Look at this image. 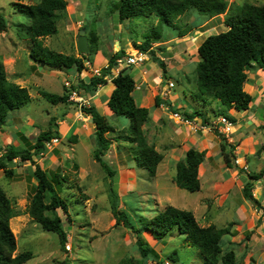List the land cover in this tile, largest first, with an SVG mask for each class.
Listing matches in <instances>:
<instances>
[{
  "label": "rangeland",
  "instance_id": "374dc122",
  "mask_svg": "<svg viewBox=\"0 0 264 264\" xmlns=\"http://www.w3.org/2000/svg\"><path fill=\"white\" fill-rule=\"evenodd\" d=\"M66 1L69 8L61 13V18L57 23L58 34L45 40V45L57 52L80 57L77 42L79 31L82 28H86L88 42L90 41L96 50L100 44H108L114 38L121 42L126 39L128 43H132L134 49L138 50V47L148 40L163 41L161 40L162 29L165 25L160 27L159 19L154 15L121 21L118 13L120 0ZM226 1L230 8L227 15L223 14L222 18L211 22L204 28H201V22L209 18L200 15L196 9L188 10L177 21V25L181 28L180 32L192 33L200 27V33L206 31L205 36L217 34L226 31L225 19L237 7L246 4L264 6V0ZM39 2L40 0H0V14L5 17L7 23L6 31H0V60L5 65L7 76L9 74L11 80H17L20 86L28 88L33 99L24 108L9 114L6 123L8 128H4V135L0 134L3 136V139H0V154L2 151L4 153V149L12 143L18 146L17 143L21 142V146H24L22 139L14 138V141L10 142L13 138H10V132L18 126L30 143H34L42 131L55 129L59 131L57 137L60 143L39 163L48 172H57L67 177L70 185H78L82 190L70 191L74 198L70 206L69 217L62 211L59 212L64 229L68 233V243L65 248H62L58 235L44 231L27 214V206L33 196L32 185L36 184L30 176V163L18 164L17 174L12 180L7 179L0 170V185L7 197L11 199L14 210L20 214L10 220V227L17 243L14 256L32 252V259L26 264H122L132 259L140 263L142 257L136 244L137 235L123 225L117 226V221L113 216V205L116 204L118 209L125 212L133 223H138L142 217L151 219L167 206L191 211L203 227L215 225L219 229L227 227L230 229V233L222 238V249L223 254L230 251L236 254V264H264V214L252 202L247 201L243 194L247 175L260 173L264 169V91L261 92L263 96L258 102L259 105L249 111V114L256 118L254 117L255 122L247 120V126L250 127L249 133H252L245 138L248 142L245 149L248 152L243 155L241 154L242 149H239L238 154L234 153L235 156L240 157V160L245 161L247 169L244 168L245 166L240 167L236 164V157L233 154L229 167L219 153L220 142L218 144L207 143L206 140L201 144L202 147L199 146L203 149L205 156L200 165L199 178L200 176L202 178L200 191L190 193L180 189L173 181L177 172L178 157L171 156L173 144H177L174 137L178 134L173 129L176 122L168 118L165 109L162 108L163 117L165 116L172 123L159 121L158 125L152 126V121L155 119L149 117L142 127L148 144L155 146L164 157L158 167L156 177L152 180L146 170L136 166L132 152L136 146L124 141V137L129 135L130 123L122 117H117L116 120L111 119V124L116 126L114 127L116 132L107 136L113 139L114 146L112 147V144V148L102 157L114 172V176L111 177L94 159L95 134L75 135L74 129L66 134L60 132L61 126L58 123L66 118L67 113L71 111L75 113L74 105L70 102L53 105L41 94V92H48L63 95L66 88L65 81L71 78L61 79L60 76L63 74L56 72L36 74L24 65L28 61L29 41L19 32L17 26L22 22L26 23V20L23 15L18 14L19 11L16 13L17 9L14 4L34 5ZM197 15L199 20L195 22ZM113 28H115V35ZM154 31L161 33L157 41L153 39ZM171 31L178 30L171 28ZM193 35L196 36L195 33ZM201 40L203 37H200ZM174 45V51H179L177 44ZM164 47L166 46H161L163 50H165ZM155 51L158 52L160 49L156 48ZM166 52L169 55V51ZM181 52L171 60L170 64L173 68L169 67L168 70L171 71L166 73L167 76L161 83L163 87L170 81L174 83V95L180 94V104H183L184 111L199 110L206 118L213 117V112L222 113V106L218 101L211 100V103L204 104L201 101L203 99L199 97L196 47L190 48V51L185 53ZM149 54L152 57L154 51H149ZM135 68L133 67V70ZM15 72L17 74L13 75ZM74 72H69V75L75 76L73 77L75 81H71L77 84L82 76L77 77ZM251 73L253 71L248 72V82L245 85L247 91L255 85H263V80L259 77H251ZM153 76L155 78L163 76L160 66ZM152 81L153 77L149 83ZM80 93L85 95L82 91ZM184 96L187 99H184ZM147 109L149 112L150 109L155 110L151 107ZM178 110L184 112L182 109L178 108ZM72 117L74 118V115ZM197 120L196 130L191 126H185L196 135L206 139L207 136L203 133L205 130H202L204 124L200 117ZM212 121H215V118ZM81 123L78 119L77 125ZM84 124L91 125L86 121ZM159 124L165 130L160 135L162 139L157 140ZM208 131L214 133L211 127L207 128L206 132ZM234 134L233 131L229 139ZM220 135L221 137H218L223 147L225 144H230L227 136ZM250 139L252 142L249 141ZM6 141L9 142L6 143ZM237 146L239 145L236 144ZM255 184L253 194L264 205V177ZM141 238L160 252L163 264H203L199 249L186 244L182 237H167L163 242H157L149 233L143 232ZM171 258H175L176 262H172ZM145 264L158 263L149 259Z\"/></svg>",
  "mask_w": 264,
  "mask_h": 264
},
{
  "label": "trees",
  "instance_id": "16d2710c",
  "mask_svg": "<svg viewBox=\"0 0 264 264\" xmlns=\"http://www.w3.org/2000/svg\"><path fill=\"white\" fill-rule=\"evenodd\" d=\"M68 5L66 0H40L34 5L14 4L16 13L19 11L18 14L23 15L26 20V23L22 22L17 27L29 41L30 59L48 71L61 72L65 75L73 70L78 74L84 72L87 69L85 61L87 59L91 61L90 57L97 51L91 46L88 54L76 57L62 54L45 45L48 37L58 34L57 23ZM118 7L122 21L154 15L159 19L160 27L165 25L176 29L179 31V36H184L186 33L180 32L181 28L177 25V21L188 10L196 9L200 15L211 19L225 13L227 15L230 9L226 0H120ZM225 25L226 31L209 35L198 48L201 60L196 67L197 88L204 104L211 103V100L221 104L222 113L213 112L215 119L226 116L236 123V119L228 114V111L232 109L236 112L248 111L254 102L253 96L245 90L248 72L264 70V6L246 4L237 7L225 19ZM6 29V19L0 14V31H6ZM160 35V32L154 31L153 39L159 40ZM151 42L152 40L146 41L138 47L139 50L148 52ZM125 55L124 50L112 55L107 68L101 70L100 76H93L89 83L80 79L73 88L79 89L84 94L95 92L107 83V77L112 74L117 59ZM153 56L166 74L167 68L164 61L158 59L155 54ZM133 72V68H124L113 79L115 89L110 96L108 106L117 117L129 120V135L124 137V141L136 146L132 149L136 166L146 170L153 180L164 157L155 146L148 144L143 134L142 127L149 120L150 112L147 108L139 107L134 98L137 86ZM41 94L53 105L69 103L67 87L61 96L48 92H41ZM32 100L28 88L8 79L5 65L0 60V128L7 123L11 112L24 108ZM156 101L159 105L158 98ZM161 102L169 103L163 99ZM172 110L177 111L178 108L175 106ZM83 111L91 116L94 125L96 143L94 159L112 177L114 172L102 157L113 144V139L107 135L116 130L96 108L87 107ZM184 115L190 119L200 117L204 126L211 127L214 133L221 137L211 119L212 116L206 118L199 110L191 114L184 113ZM18 134L22 136L21 133ZM57 135L59 131L55 129L42 131L34 143H30L22 136L24 146L10 145L4 149V153L2 151L0 154V170L7 179L12 180L17 174L18 164L30 163V176L36 184L32 185L33 196L27 206V214L44 231L58 235L62 248H65L68 243V233L64 229L59 212L62 211L66 216H70L69 210L74 198L70 191L73 189L81 191L82 188L78 185H70L67 177L57 172H48L39 163L47 154L46 144L53 138H59ZM235 151L234 145L225 144L223 147L224 162L229 167L231 155H234ZM204 157L203 152L192 148L186 152L183 160L178 161L174 182L180 189L190 193L200 191L199 168ZM247 177V183L243 189L244 197L256 208L261 209L262 203L254 196L253 191L255 183L264 177V169L257 174H248ZM18 216L20 214L14 210L11 199L7 197L0 185V264H26L32 259L33 255L30 251L14 256L17 243L10 227V220ZM113 216L117 226L123 225L137 235L136 244L142 257L140 263L132 259L122 264H145L149 259L163 264L160 252L141 238L143 232L149 233L157 242H163L167 237H182L186 244L199 249L203 264H219L220 262L236 264V254L233 251L223 254L222 249V238L230 233V229L228 227L219 229L215 225L203 227L191 211L167 206L153 218L142 217L138 223H133L130 217L114 204ZM171 261L176 262L175 258H171Z\"/></svg>",
  "mask_w": 264,
  "mask_h": 264
},
{
  "label": "crops",
  "instance_id": "0c3cea01",
  "mask_svg": "<svg viewBox=\"0 0 264 264\" xmlns=\"http://www.w3.org/2000/svg\"><path fill=\"white\" fill-rule=\"evenodd\" d=\"M220 18H222V15H221V17L219 16V17H215V18H211V19L209 18V19L205 20L204 22H201L202 23L201 28H204L206 25H208L211 22H213L217 19H220ZM194 20H195V22H197L199 20L198 15L195 16ZM121 21H120V26L122 24ZM113 29H114L113 32L115 35V33H116L115 28H113ZM162 30H163L162 31L163 35H162L161 40H163V41L162 42H160V41L159 42H153L152 41L151 42V48L149 51H151V52L154 51V54L156 55V57L158 59H161L162 61H164V63L166 64V68H167V74L171 71V70H168L169 67H170V69L173 68V66L170 64V62H172L171 60L176 58V54H180V51L185 53L186 51H190V48L196 47V54L198 56L196 59L197 63L201 60L200 56L198 55V48H199L200 44L202 43V41L206 37H208V36H205L206 31L200 33V27H199L197 30H193L192 33H187L184 36H179L178 31H171V28H168L166 26H164ZM193 33H195L196 36L195 35L192 36ZM200 37H203V40L200 41ZM196 41H197V43H196ZM171 43H173V44H171ZM174 44H177L179 51L178 50L174 51V49H175ZM89 45L91 48L92 44L90 41H89ZM161 46H166V47H164L165 50H163L161 48ZM156 48L160 49L161 52L160 51L156 52L155 51ZM131 49H133V50H131ZM121 50H124L126 52V55H128V54H133V53H131V51L134 52L136 49H134L132 46V43L131 42L128 43L126 41V39L121 42L120 40H118V39L115 40V38H114V40L112 42L111 41L108 42V44H104V45L100 44L99 45L98 50L91 56V61L88 59L85 61V65H86L87 69L84 72L78 74L75 71L74 74L76 73L75 75L77 77H78V75H80V78L82 76L81 80H83L86 83H89L91 78L96 75L95 71L107 68V66L109 64V58L112 55L120 52ZM166 51H169V55H167ZM154 54H152V57L150 54H148V60L140 67H136V68L134 67L135 70L132 74L133 77H136V86L137 87L134 91V98H135L138 106L142 107V108H150L151 107V108L155 109L154 111L150 109V117L152 119H155L152 121V124H153L152 126L158 125L159 121H162L163 123L164 122L165 123H172L171 121H168L165 118V116L163 117V110L161 108V105L163 103V102H161V100H162L161 92H162L163 84H161V83H163V80L165 79L167 74H164V72H163V76L158 77V78H155L153 76L155 71L158 70V68H159V63L156 62L153 58ZM24 65L26 66V68L28 70L33 71L36 74L45 73V72L46 73L55 72V71H48L47 69H45V68L39 66L38 64H36L35 62H33L29 57V53H28V61L25 62ZM122 69L123 68H121V67L115 66L112 69V74L107 77V83L105 85L100 86L95 92L85 93V96L89 100V107L96 108L97 111L102 116H104L106 118V120L108 121V123L110 125H112L110 122V121H112L111 119L116 120L115 118H117V116L111 111V109L108 106L110 96L115 89V85L113 84L112 81L119 74L120 70H122ZM162 71H163V69H162ZM255 71L256 70H254L253 73H251V77L261 78L263 80V82H262L263 85L262 86L255 85L253 88L250 89V91H247V89L245 88V90L248 93L252 94V96L254 98V102L251 104V108L248 111H242V112H236L234 109L228 111V113L236 119V123H235V127H234L235 134L232 136L231 139L228 138V141L230 142V144H233L235 147H236V144H238L239 146L236 147L237 152H239L238 151L239 149H242L241 154H243V155H246V153L248 152L245 149L247 146V143H248L245 138L248 137L250 134H252V133H249L250 127L247 126V124H248L247 120L250 119V120L255 122V118H256L255 116H252L251 114H249V111L252 110L253 107L259 105L258 102H260L261 97L263 96L262 95L263 93H261V92L264 91V70L261 69V70H257V72H255ZM181 72H182V70H181ZM56 73L63 74L61 72H56ZM16 74H17L16 72H15V74L13 73V75H16ZM13 75H11V77ZM64 77L65 78L70 77L71 78L70 80L73 81L74 80L73 77H75V76L73 75V77H72V75H69V74L68 75L63 74V76H60L61 79ZM152 77H153V81L149 83V80L152 79ZM8 78L11 82L20 85L19 81L11 80L9 74H8ZM187 85L189 86V82H187ZM174 94L171 98L172 104L175 105L177 108L182 109L184 111L183 104H180V99H181L180 94H177V95H174ZM156 98H158V100H159L158 101L159 105H157ZM184 99H187V97L184 96ZM72 105H74V104H72ZM74 107L76 108L75 113L74 114L71 113L72 111L67 113L65 116L66 118L64 120H61L58 123L61 126L60 132L61 133L65 132V134H66L68 131H72V129H74L75 135H78L79 133H83V134L93 133L94 134V125L92 124L91 116H88L87 121H86L87 123L88 122L91 123L90 126H89V124H84L83 121H81L82 122L81 125H77L78 124V119H77L78 108L76 107V105H74ZM184 112L191 114L193 111L188 112V110L187 111L185 110ZM184 112H182V113L184 114ZM73 115H74V118L72 117ZM214 118L215 117L213 116L212 120ZM112 126L116 127L114 125H112ZM5 127L8 128V124H5L0 128L1 129L0 130L1 135H4V131H5L4 128ZM173 129L176 130L178 136L174 137V139H176V141H177V144H173V148L171 149V156L174 157V155H175L178 157L177 163H178V161L183 160L185 158L186 152L189 149L193 148V149L200 150L201 152H203V149L199 148V146L202 147L201 144L206 140H207V143L211 142V143H217L218 144L220 142L219 143L220 144V152L219 153L222 155L223 144H222L220 138L217 135H215L214 133L209 132V131L206 132L207 130H205V132H203V133L207 137H206V139H204L203 137L196 135L195 132L190 131L189 127H187L183 124L180 125L177 122H176V126L173 127ZM157 130H158V134L156 136L157 140L162 139V136H160V135L164 133L165 129H162L160 124H159ZM10 133H11L10 138L13 137L12 141H10V142H13L14 138L21 139L23 136V134L21 133V130L19 129V126L16 129H12V132H10ZM18 133H21L22 136H20ZM1 135H0V139H3V136H1ZM172 138H173V136H172ZM209 138H211L210 141H209ZM212 140H214V142ZM249 141L252 142V139H250ZM8 142L9 141H6V143H8ZM17 144L19 146V145H21V142H18ZM221 144H222V146H221ZM10 145H14V143H12ZM113 146H114V144L112 145V147ZM204 151H205V149H204ZM172 160H173V158H172ZM200 172L201 171L199 168V173ZM201 180H202V178L200 176V181ZM173 181H174V178H173Z\"/></svg>",
  "mask_w": 264,
  "mask_h": 264
},
{
  "label": "built area",
  "instance_id": "2783aa9c",
  "mask_svg": "<svg viewBox=\"0 0 264 264\" xmlns=\"http://www.w3.org/2000/svg\"><path fill=\"white\" fill-rule=\"evenodd\" d=\"M148 54H149V52H143V51L136 49L133 52V54H128L122 58L117 59L116 67H121L123 69L124 68H132V67H140L148 60ZM95 74L97 76H100L101 71L96 70ZM65 85L69 90V102L73 103L78 108L77 119H79L83 122L87 121L88 115L86 113H84L83 109L89 107L88 98L85 95H82L80 93L79 89L73 88L74 84L72 83L71 80L68 79L65 82ZM174 87H175L174 83L170 81V82H168V84L166 86H164L162 88V92H161L162 99L164 101H169V103H171V105L167 102H163L161 105V108L165 109V111H166L165 113H167L168 118H170L171 120L177 122L178 124L191 126L194 130H196V125L198 124L197 119L187 118L181 111H179V110L173 111L172 110V107H175V105H173L171 102V98L174 94V91H173ZM213 123H214L217 131L220 134L227 136L228 138H229L230 134H232V132L234 131L235 123L232 122L226 116H221L218 119H215V121H213ZM201 125H202V123H201ZM202 128H203L202 130H207L208 127L202 125ZM59 143H60L59 138H53L51 141H49L46 144L47 154L49 152L53 151L54 148ZM235 152H237V150ZM236 154H238V152ZM235 162L238 166H240V167L245 166L244 168L247 169L245 161L240 160V157L238 155L235 158ZM261 210H262V213H264V205H262Z\"/></svg>",
  "mask_w": 264,
  "mask_h": 264
},
{
  "label": "water",
  "instance_id": "95a60500",
  "mask_svg": "<svg viewBox=\"0 0 264 264\" xmlns=\"http://www.w3.org/2000/svg\"><path fill=\"white\" fill-rule=\"evenodd\" d=\"M77 47L80 54H88L90 52V45L86 36V28H82L79 31Z\"/></svg>",
  "mask_w": 264,
  "mask_h": 264
},
{
  "label": "clouds",
  "instance_id": "9594fccd",
  "mask_svg": "<svg viewBox=\"0 0 264 264\" xmlns=\"http://www.w3.org/2000/svg\"><path fill=\"white\" fill-rule=\"evenodd\" d=\"M126 56V55H125ZM101 71V70H100ZM97 76V75H96ZM73 104V103H72ZM89 116V115H88ZM218 119V118H217ZM237 157V156H236Z\"/></svg>",
  "mask_w": 264,
  "mask_h": 264
}]
</instances>
